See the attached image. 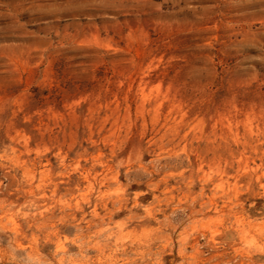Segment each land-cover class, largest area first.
<instances>
[{"label": "rangeland", "instance_id": "1", "mask_svg": "<svg viewBox=\"0 0 264 264\" xmlns=\"http://www.w3.org/2000/svg\"><path fill=\"white\" fill-rule=\"evenodd\" d=\"M0 264H264V0H0Z\"/></svg>", "mask_w": 264, "mask_h": 264}]
</instances>
